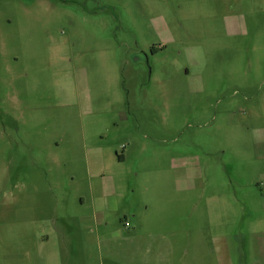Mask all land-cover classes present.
I'll return each mask as SVG.
<instances>
[{
    "label": "rangeland",
    "instance_id": "rangeland-1",
    "mask_svg": "<svg viewBox=\"0 0 264 264\" xmlns=\"http://www.w3.org/2000/svg\"><path fill=\"white\" fill-rule=\"evenodd\" d=\"M162 253L264 264V0H0V264Z\"/></svg>",
    "mask_w": 264,
    "mask_h": 264
},
{
    "label": "crops",
    "instance_id": "crops-1",
    "mask_svg": "<svg viewBox=\"0 0 264 264\" xmlns=\"http://www.w3.org/2000/svg\"><path fill=\"white\" fill-rule=\"evenodd\" d=\"M134 258L137 260H133L134 263L132 264H156L157 262H160V264H168L169 261L173 258L172 254H160V255H155L153 254H146L145 258H142L141 256L135 255ZM167 260V262H166Z\"/></svg>",
    "mask_w": 264,
    "mask_h": 264
}]
</instances>
